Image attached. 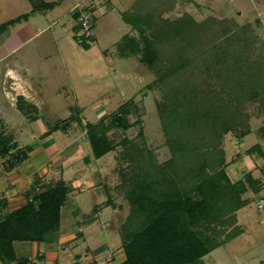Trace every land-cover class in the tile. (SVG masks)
Segmentation results:
<instances>
[{"label": "rangeland", "instance_id": "rangeland-1", "mask_svg": "<svg viewBox=\"0 0 264 264\" xmlns=\"http://www.w3.org/2000/svg\"><path fill=\"white\" fill-rule=\"evenodd\" d=\"M168 1L169 4L171 2L170 8L155 6L152 9V17L158 18L160 15L161 18L174 20L188 12L197 21L212 19L211 30L213 27L219 29L216 34L221 31L223 34V29L228 27L232 35L242 39L240 41L237 37L231 43L233 53L238 52L241 47L250 64L249 66L246 63L243 66L245 76H248L243 78L248 81L240 79L243 72H236L240 74L236 81L247 87L254 84L257 90L264 86V79L253 80L250 77L252 70L264 71V0ZM134 2L135 0H93L91 4L96 9L99 8L96 11L98 14L89 50L81 46L79 31L75 39L71 36V29L65 28L64 25L61 28L65 29L61 30L55 23L51 24L44 18L35 21L37 16H42L40 10L31 12L28 20L11 25L10 35L3 43L0 42V72L8 64L16 67L11 73L12 82L6 80L7 75L0 78L5 89L12 91V94L8 93L6 103L3 104L5 110H0V121L13 127L11 132L15 134V141L11 144L22 146L24 143L37 142L38 137L43 136L39 135L38 129L43 127L49 129L56 123H66L65 126L69 129L74 128L75 133L69 135L73 140L78 133L79 141L85 139L88 142L84 138L86 137L84 129L86 123L95 120L93 110L96 104L99 107L105 106L106 111H110L103 118L107 123L111 120L110 116L117 105L129 103L130 112L126 118L130 125L123 128L114 123L108 129L107 134L116 146L101 156L102 160H106L104 164L109 167L105 172L108 174L110 170L112 171L109 176H113L111 186H114L113 190L119 194L116 202L122 207V221L130 210V204L123 195V188L117 186L121 183V170L131 174L132 169L126 171L125 167L129 162L119 158L123 148L121 140L127 138L138 144H142L143 141L150 156L158 164L165 163L172 156L157 106L166 101L164 85L157 81L154 72L140 61L139 55L133 53L125 42L129 36L135 40L140 38L138 30L134 29L131 23L126 24L121 18L122 12L130 8ZM31 7L29 0H0V23L30 12ZM227 34L230 33L227 31L224 36ZM224 36L216 43L223 41V44ZM5 37L6 34L1 35V39ZM228 42L229 40L225 41L226 45ZM200 48V55L196 57L199 67L187 72L188 74L192 72V78L201 83L204 89L215 90L218 93L224 100L226 113H231L230 116L234 117L238 124L220 134L219 145L207 147L218 149L221 158L213 170L223 167L232 181L250 171L252 177L258 179L259 187L257 191L248 187L243 192L241 197L246 198L248 202L233 212L235 222L225 226L219 238H225V234L234 226L241 230V233L212 249L202 257V260L204 264H264V206H261L264 202L261 199L264 197V158L257 157L256 151L252 152L257 158L254 157L251 155L252 149H248L249 145L259 138L257 130H264V91L250 97L249 91L243 96L244 91L241 92V89L237 87L231 89L234 79L230 77L231 70L227 69L230 63L223 64L222 67L214 65L211 61V52L204 46ZM250 91L253 94L254 90ZM73 92L77 93V99ZM21 95L24 99L18 102L22 103L24 111L19 110L16 105L17 98ZM30 102H34L37 107ZM228 102H231L229 105L231 108H226ZM81 110L86 119L80 117L77 120L78 124L74 118L80 116ZM29 121L34 130L30 135ZM22 130L25 135L20 133ZM246 130L249 132L242 134ZM210 136L214 138L215 134L205 133L204 140H210ZM53 138L55 142L58 141L56 135L52 134L46 143H39L36 156L30 159L36 167L41 168L48 157L43 147L45 148L46 144L48 148L56 146ZM62 139L66 140V137ZM84 151L90 153L89 142ZM3 165L8 167L6 161L1 163L0 167L3 168ZM101 168L103 169L102 166L98 167V172L101 171V179L104 180L105 172ZM209 172L213 173L212 170ZM95 174L99 173L93 171L90 178L94 179ZM55 175V171L49 172L47 178H54Z\"/></svg>", "mask_w": 264, "mask_h": 264}, {"label": "trees", "instance_id": "trees-1", "mask_svg": "<svg viewBox=\"0 0 264 264\" xmlns=\"http://www.w3.org/2000/svg\"><path fill=\"white\" fill-rule=\"evenodd\" d=\"M29 1L34 10L51 5L42 0ZM155 6L169 9L171 2L135 0L121 17L140 33L138 40L126 37V45L139 55L140 61L164 85L166 101L157 106L172 156L165 163L158 164L143 141L138 144L123 138L120 142L123 148L119 158L129 162L126 171L132 169L131 174L121 170L122 179L117 186L123 188V195L130 204V210L119 228L125 253L120 264H204L202 257L205 254L241 233L234 226L225 238H219L225 226L235 222L233 212L248 202L241 197L243 192L248 187L255 191L259 187L258 179H254L250 171L232 181L223 167L213 170L221 158L218 149L207 147L219 145L220 134L238 124L230 116L231 113H226L224 100L218 93L204 89L187 70L199 67L196 57L200 55V47L204 46L211 52L214 65L222 67L230 63L227 69L231 70L230 77L234 79L231 89H241L243 96L254 90L253 94H249L254 97L264 91V86L257 90L254 84L247 87L236 81L240 75L236 72H243L240 79L248 77L243 67L248 58L241 47L233 53L231 43L238 36L232 35L228 27L223 29V34L222 31L216 34L219 29L213 27L211 30L212 19L197 21L188 12L174 20L161 18L160 15L152 17ZM27 17L28 13H23L0 23V42L3 41L1 35H7L11 25ZM227 31L230 34L224 36ZM221 36L225 37L224 43H216ZM74 38L77 39L75 35ZM226 40H229L228 45ZM238 40L242 41L241 37ZM79 41L85 49L89 48L88 42ZM251 72L253 80L264 79V71ZM21 99L22 96H18L16 105L24 111L22 103L18 102ZM128 104L121 103L107 123L104 119L86 123V138L94 158L115 148L116 144L107 134L114 123L123 128L130 125L126 118L130 112ZM230 104L228 102L226 108H231ZM210 132L215 134L214 138L210 136V140H204L205 133ZM248 132L246 130L242 134ZM10 139V135L0 132V157L8 160V166L12 167L27 157L30 147H16L15 143L9 142ZM12 147L14 150L10 151ZM258 147L254 144L248 149ZM204 148L207 150L204 151ZM70 189L71 186L59 178L46 183L42 191L33 194L30 200L18 207L5 214H1L0 210L2 262H24L16 257L14 241H43L58 229L61 206Z\"/></svg>", "mask_w": 264, "mask_h": 264}, {"label": "crops", "instance_id": "crops-1", "mask_svg": "<svg viewBox=\"0 0 264 264\" xmlns=\"http://www.w3.org/2000/svg\"><path fill=\"white\" fill-rule=\"evenodd\" d=\"M42 1L44 3H50L51 5L40 7L35 10L31 7L30 12H27L28 17L24 20H28L31 12L40 10L42 16H37L35 21H41L44 18L49 20L51 24L55 23L57 28L64 26L65 28H70L73 38L79 31V14L82 10L90 8L91 3H93V0ZM65 28H61V30ZM9 35L10 32L3 39L2 43ZM90 46L84 49L89 50ZM15 70L16 67L12 64H8L7 67L3 68V72H0V78L7 75L6 80H11L12 82L13 74L11 73ZM8 93L12 94V91H9L8 88L5 89L4 83L0 80V103L2 104H0L2 106H0V110L2 111L5 110V105L3 104L6 101ZM65 93L67 94L68 92L65 91ZM73 95L75 99L78 98L76 92H73ZM33 105H35V103ZM119 105H117L116 108ZM116 108L114 109L116 110ZM93 112L95 114V120L91 123L105 118L106 115L110 113V111H106L105 106L99 107L98 104H96V107L94 106ZM80 117L81 119H86L82 110L80 111V116L74 118L78 124L79 121L77 120H79ZM29 124L31 127L29 132L30 135L34 130L30 121ZM65 124L66 123H58L51 131H47L48 128L45 127L39 128V135L41 134L43 136L38 137L37 142L32 141L31 143L20 145L21 147L25 145L31 146L27 157L22 161H18V163L12 167L8 166L6 168L5 165H3V168L0 167L1 214H5L7 211L30 200L33 194L44 189L46 183H51L62 178L71 186L61 206L58 229L51 232L49 238L43 241H14V252L18 259L24 260L22 264H120L125 258L119 233L120 225L123 222V215L121 205L116 202L118 201L119 194L113 190L114 186H111L113 176L109 175L112 171L110 170L108 174L105 172L108 171L109 168L107 164H104L106 160H102L103 157L101 156L94 158L91 148L89 154L84 151L88 146V142L85 139L84 141H79L78 133L74 140L69 137L70 134L75 133V129H71L72 127L69 129ZM11 129H13V127L0 121V132L10 135L11 139L9 142L12 143V141H15V134H12ZM84 130H86V128ZM257 131H259L258 140H256V142L254 141V143L249 146L251 147L257 144L259 147L251 150V155L256 157L252 153L256 151L257 157L264 158V130ZM20 133L26 134L23 130L22 132L20 131ZM52 134L56 135V139H58V141L55 142L53 138L56 146L53 147L52 145L51 148H48V144H46L45 148L43 147L44 153L46 154L47 152L48 157L43 166L38 168L30 159L36 156L35 153L40 146L39 143H46L48 137ZM62 137H66V140L62 139ZM20 146L16 145V147ZM69 146L70 148H68ZM13 150L14 148L12 147L10 151ZM90 156L93 158L90 159ZM0 159V164L6 161L3 157H0ZM100 160H102V163ZM6 162L9 163L8 160ZM101 166L103 167V169L101 168L102 171L105 172L104 180L101 179V171L98 172V167ZM53 168L55 169L53 170ZM48 171L51 173L55 171V177L47 178ZM93 171H97V174H99H95L96 176L94 179H91L90 176ZM261 199L263 202L264 197H261ZM262 205L264 206V202ZM0 264L18 263L17 260L5 263L0 260Z\"/></svg>", "mask_w": 264, "mask_h": 264}, {"label": "built area", "instance_id": "built-area-1", "mask_svg": "<svg viewBox=\"0 0 264 264\" xmlns=\"http://www.w3.org/2000/svg\"><path fill=\"white\" fill-rule=\"evenodd\" d=\"M91 7L84 12L80 13L78 16V24H79V36L81 37L80 40H84L86 42H91V36L93 34V26L96 21L98 8L96 9L93 4L90 5ZM262 206V204H261ZM263 207V206H262Z\"/></svg>", "mask_w": 264, "mask_h": 264}]
</instances>
